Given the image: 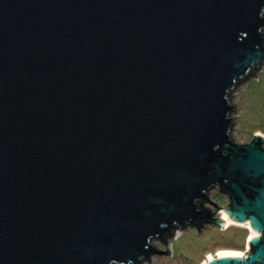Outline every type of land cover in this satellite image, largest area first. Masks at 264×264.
I'll use <instances>...</instances> for the list:
<instances>
[{"label": "water", "instance_id": "obj_1", "mask_svg": "<svg viewBox=\"0 0 264 264\" xmlns=\"http://www.w3.org/2000/svg\"><path fill=\"white\" fill-rule=\"evenodd\" d=\"M263 59L264 0H0V264L151 262L220 209L256 237L205 264H264V137L231 138Z\"/></svg>", "mask_w": 264, "mask_h": 264}, {"label": "rangeland", "instance_id": "obj_2", "mask_svg": "<svg viewBox=\"0 0 264 264\" xmlns=\"http://www.w3.org/2000/svg\"><path fill=\"white\" fill-rule=\"evenodd\" d=\"M260 63L262 67L254 72L255 75L239 83L231 93L232 105H236L237 112L231 114L234 123L231 138L237 144L252 142L256 134L264 136V59ZM208 199L221 208L229 205L228 197L218 187L208 192ZM210 201L203 203L207 210L215 207ZM218 211L212 215L213 219L223 218ZM220 211L223 212L222 209ZM202 225L201 233L192 226L184 228L182 232L176 228L173 231L176 237H167L172 256L155 254L150 257L151 262L148 260L142 264H205L210 254L216 255L223 248L240 250L245 257L249 255V229L239 226L222 229L208 223ZM178 232L180 235H177ZM150 244L158 251L168 250L167 244L158 239L151 240Z\"/></svg>", "mask_w": 264, "mask_h": 264}, {"label": "bare ground", "instance_id": "obj_3", "mask_svg": "<svg viewBox=\"0 0 264 264\" xmlns=\"http://www.w3.org/2000/svg\"><path fill=\"white\" fill-rule=\"evenodd\" d=\"M264 137V136H263ZM222 216H223V223L226 222V226H224L223 229H227L229 228L230 226H239V227H244L246 229H249V237H252L251 240H253L255 237H256V232L251 228V226H249V223H244V225H241V224H238V223H235L233 221H230L227 216L225 215L224 211L222 213ZM177 235H180V232L177 233ZM251 240L249 239V242H251ZM249 249H250V244H249ZM242 254V255H241ZM222 255H231V256H239V257H242V258H246L245 257V254L240 251V250H236V249H221L217 252V254H210L208 257H207V263H209V260L211 258H214V259H218V256H222ZM205 262V263H206Z\"/></svg>", "mask_w": 264, "mask_h": 264}, {"label": "snow or ice", "instance_id": "obj_4", "mask_svg": "<svg viewBox=\"0 0 264 264\" xmlns=\"http://www.w3.org/2000/svg\"><path fill=\"white\" fill-rule=\"evenodd\" d=\"M249 239L251 240L252 239V237H249ZM242 255V254H241Z\"/></svg>", "mask_w": 264, "mask_h": 264}, {"label": "built area", "instance_id": "obj_5", "mask_svg": "<svg viewBox=\"0 0 264 264\" xmlns=\"http://www.w3.org/2000/svg\"><path fill=\"white\" fill-rule=\"evenodd\" d=\"M219 212H220V211H219ZM221 213H222V212H221ZM221 213H220V214H221Z\"/></svg>", "mask_w": 264, "mask_h": 264}]
</instances>
